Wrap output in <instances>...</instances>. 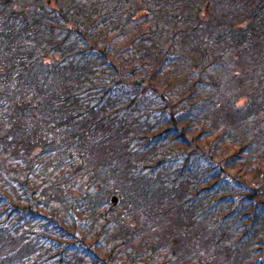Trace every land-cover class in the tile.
<instances>
[{
    "label": "trees",
    "instance_id": "16d2710c",
    "mask_svg": "<svg viewBox=\"0 0 264 264\" xmlns=\"http://www.w3.org/2000/svg\"><path fill=\"white\" fill-rule=\"evenodd\" d=\"M0 264H264V0H0Z\"/></svg>",
    "mask_w": 264,
    "mask_h": 264
},
{
    "label": "water",
    "instance_id": "95a60500",
    "mask_svg": "<svg viewBox=\"0 0 264 264\" xmlns=\"http://www.w3.org/2000/svg\"><path fill=\"white\" fill-rule=\"evenodd\" d=\"M112 202H113L114 205L118 202L117 196H115V195L112 196Z\"/></svg>",
    "mask_w": 264,
    "mask_h": 264
}]
</instances>
